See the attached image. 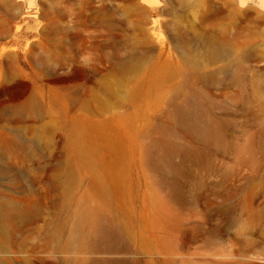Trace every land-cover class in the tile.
<instances>
[{"label":"rangeland","instance_id":"374dc122","mask_svg":"<svg viewBox=\"0 0 264 264\" xmlns=\"http://www.w3.org/2000/svg\"><path fill=\"white\" fill-rule=\"evenodd\" d=\"M0 210L2 264H264V0H0Z\"/></svg>","mask_w":264,"mask_h":264},{"label":"bare ground","instance_id":"6f19581e","mask_svg":"<svg viewBox=\"0 0 264 264\" xmlns=\"http://www.w3.org/2000/svg\"><path fill=\"white\" fill-rule=\"evenodd\" d=\"M180 114L182 116V118L186 119L187 121H191V122H196L197 119L195 118V116H193V113L189 110H181ZM202 132H203V136L205 137L206 140L212 141V142H217L220 139V129L217 125H213V124H205L201 127ZM198 152L197 151H186L185 155L193 157L194 155H197ZM31 208H32V204H31ZM22 211V210H21ZM27 213V217H26V221L27 223L25 224H29L31 226V228H34L35 226V218L37 216V213H34L32 211V209H29L28 211H26ZM2 213V214H1ZM5 212H1L0 210V235H5L7 232H10L8 230H12L14 229L15 231L17 229H21V224H15L12 226L9 224V221H15V220H19L18 218L21 217V222L25 219V217L23 216V214H7ZM16 222V221H15ZM9 225V226H8ZM25 227V226H24ZM36 227V226H35ZM23 228V227H22ZM35 232V231H34ZM75 235L74 238H77V234H78V229L75 230ZM3 244L0 243V248H2ZM0 264H2L0 262ZM96 264V263H93ZM99 264H111L110 261L108 260H102Z\"/></svg>","mask_w":264,"mask_h":264}]
</instances>
